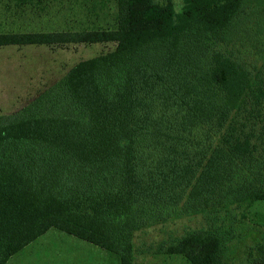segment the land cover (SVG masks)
<instances>
[{
	"label": "trees",
	"instance_id": "1",
	"mask_svg": "<svg viewBox=\"0 0 264 264\" xmlns=\"http://www.w3.org/2000/svg\"><path fill=\"white\" fill-rule=\"evenodd\" d=\"M181 1L115 0L114 29L0 33L115 47L0 115V264L51 229L138 264L137 232L195 215L210 227L159 254L227 264L234 211L264 201V0Z\"/></svg>",
	"mask_w": 264,
	"mask_h": 264
},
{
	"label": "rangeland",
	"instance_id": "2",
	"mask_svg": "<svg viewBox=\"0 0 264 264\" xmlns=\"http://www.w3.org/2000/svg\"><path fill=\"white\" fill-rule=\"evenodd\" d=\"M176 12L183 3L173 0ZM115 0H0V33H51L116 28ZM112 44L0 47V115L11 116L59 82L81 61L114 50ZM234 230L227 235V264H264L257 242L264 244V201L234 211ZM230 224L231 222L228 221ZM204 215L171 220L137 232L138 264H190L181 255L159 254L186 234L208 229ZM241 226V227H240ZM263 235V236H262ZM13 260L22 264H119L107 251L57 229L28 245Z\"/></svg>",
	"mask_w": 264,
	"mask_h": 264
},
{
	"label": "crops",
	"instance_id": "3",
	"mask_svg": "<svg viewBox=\"0 0 264 264\" xmlns=\"http://www.w3.org/2000/svg\"><path fill=\"white\" fill-rule=\"evenodd\" d=\"M14 256H15V255H14ZM13 259H14V258L12 257V258L7 262V264H22V263H18L19 260H17V261L15 260V261H14Z\"/></svg>",
	"mask_w": 264,
	"mask_h": 264
}]
</instances>
